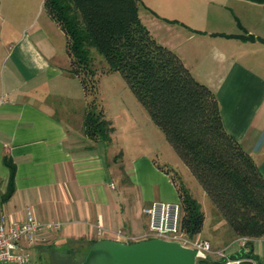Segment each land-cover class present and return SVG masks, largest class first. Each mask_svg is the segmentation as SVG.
<instances>
[{"label": "crops", "instance_id": "crops-1", "mask_svg": "<svg viewBox=\"0 0 264 264\" xmlns=\"http://www.w3.org/2000/svg\"><path fill=\"white\" fill-rule=\"evenodd\" d=\"M147 4L148 14L161 22L163 37L158 39L146 27L150 35L214 93L223 129L264 177V42L236 37L264 40V3ZM48 19L16 31L0 53V215L23 221L29 213L40 224H52L35 233L26 248L27 264L30 255L70 262L74 245L84 254L97 239L141 240L146 231L141 208L152 201L178 199L168 170L145 151L111 155L103 142L82 134L88 98L78 79L67 72L63 32ZM77 100L81 104L73 112L71 105ZM3 158L13 166V190L1 201L9 173ZM117 232L130 239H118ZM231 242L236 245L213 247L222 255H212L210 261H222L241 249L238 237ZM250 248L263 259L264 237L252 239Z\"/></svg>", "mask_w": 264, "mask_h": 264}, {"label": "trees", "instance_id": "trees-1", "mask_svg": "<svg viewBox=\"0 0 264 264\" xmlns=\"http://www.w3.org/2000/svg\"><path fill=\"white\" fill-rule=\"evenodd\" d=\"M137 1L42 0L43 9L65 36L67 72L78 79L87 98L91 96L83 112L82 134L107 143L113 130L93 98L97 90L91 69L95 51L106 63V72L119 73L197 181L214 214L235 237L246 238L244 247L228 258H250L264 264V258L253 255L250 248L252 239L264 237V177L251 156L223 129L214 93L195 80L179 57L155 41L140 22ZM236 37L264 42L251 35ZM3 163L9 173L1 201L13 190V166L6 158ZM174 184L181 207L180 227L193 237L201 230L203 213L187 189Z\"/></svg>", "mask_w": 264, "mask_h": 264}, {"label": "rangeland", "instance_id": "rangeland-1", "mask_svg": "<svg viewBox=\"0 0 264 264\" xmlns=\"http://www.w3.org/2000/svg\"><path fill=\"white\" fill-rule=\"evenodd\" d=\"M41 3L42 0H0V53L3 51L4 43L14 37L15 32L22 27L29 23L31 26H38L44 20L48 22V15ZM170 3L172 4L173 1ZM147 7H149L147 0L137 1L139 20L153 34L157 35L158 39H162L163 35L158 29V24L161 22L148 14ZM91 62V69L94 73L93 82L96 83L97 88L93 98L102 110L103 117L110 121L113 128L110 142L103 143L105 151L108 154L110 152L111 155L121 150L124 153L131 152V155L137 151H145L156 165L168 170L169 177L174 179V183L181 184L199 203L203 221L199 234L194 237L207 240L210 249L221 248L229 243H232L231 246L236 245L235 242H231L234 235L225 221L214 214L212 205L197 181L178 159L160 130L149 119L119 73L116 71L106 72V63L95 51H92ZM90 97L88 98L90 99ZM80 104L81 100H77L71 105L73 112L77 111ZM119 163L120 160L118 165H120ZM74 246L68 253L72 258L70 262L62 263L59 262V259L56 261V257L51 262L50 259H37L35 255H30L28 264H76L82 259L84 249L79 250Z\"/></svg>", "mask_w": 264, "mask_h": 264}, {"label": "built area", "instance_id": "built-area-1", "mask_svg": "<svg viewBox=\"0 0 264 264\" xmlns=\"http://www.w3.org/2000/svg\"><path fill=\"white\" fill-rule=\"evenodd\" d=\"M112 187V184H110ZM141 214L146 218V231L143 239L157 238L177 242L181 246L194 250L195 264L210 263L211 255H222V251L210 249L207 240L199 237L187 236L180 227L181 207L179 201L165 202L152 201L141 208ZM52 224H40L29 213L23 221H17L0 215V264H27L28 253L26 248L31 245L35 233L42 227ZM56 227V226H55ZM97 226V234L100 233ZM118 239L130 238L117 232ZM240 247H244L246 238H238ZM241 258L229 259L225 257L221 262L237 261Z\"/></svg>", "mask_w": 264, "mask_h": 264}, {"label": "water", "instance_id": "water-1", "mask_svg": "<svg viewBox=\"0 0 264 264\" xmlns=\"http://www.w3.org/2000/svg\"><path fill=\"white\" fill-rule=\"evenodd\" d=\"M78 264H195L194 250L177 242L147 238L132 242L97 239ZM206 264H254L251 259Z\"/></svg>", "mask_w": 264, "mask_h": 264}]
</instances>
